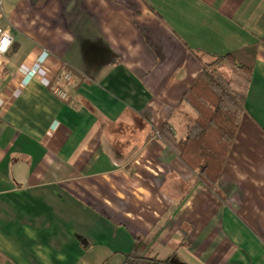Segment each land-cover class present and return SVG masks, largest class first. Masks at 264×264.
Listing matches in <instances>:
<instances>
[{
  "label": "crops",
  "instance_id": "0c3cea01",
  "mask_svg": "<svg viewBox=\"0 0 264 264\" xmlns=\"http://www.w3.org/2000/svg\"><path fill=\"white\" fill-rule=\"evenodd\" d=\"M0 26L17 47L0 59V264H123L135 243L163 261L264 264V0H2ZM257 40L221 199L155 128L184 140L205 63Z\"/></svg>",
  "mask_w": 264,
  "mask_h": 264
},
{
  "label": "trees",
  "instance_id": "16d2710c",
  "mask_svg": "<svg viewBox=\"0 0 264 264\" xmlns=\"http://www.w3.org/2000/svg\"><path fill=\"white\" fill-rule=\"evenodd\" d=\"M16 51L13 46L11 54ZM258 51L257 40L205 63L184 96L185 104L196 115L186 138L178 141L168 124L159 130V138L196 172L198 181L221 199L219 183L242 124L245 93L254 74ZM224 69L231 73V78L226 77ZM141 246L135 243L133 250L124 256L123 264H190L146 257Z\"/></svg>",
  "mask_w": 264,
  "mask_h": 264
},
{
  "label": "built area",
  "instance_id": "2783aa9c",
  "mask_svg": "<svg viewBox=\"0 0 264 264\" xmlns=\"http://www.w3.org/2000/svg\"><path fill=\"white\" fill-rule=\"evenodd\" d=\"M1 3H2V0H0V6H1ZM5 36H7L8 44L6 46L5 51L0 53V59L10 52L13 46V41H14L9 30L0 26V40L4 39ZM50 57H51V54L48 51H42L41 54L36 57L30 71L24 78V84H28L34 77L37 76L39 70L46 64V62L50 59ZM73 81H74V77L70 72L58 70L55 76V82H54V88H53L55 95H57L61 99H67L68 93L62 88L61 84L73 83ZM57 127L58 126L56 125L55 127L48 130L46 135L51 137L54 134L55 129H57ZM160 128L161 127H158V125H156L155 136L157 138L160 137L159 135Z\"/></svg>",
  "mask_w": 264,
  "mask_h": 264
},
{
  "label": "clouds",
  "instance_id": "9594fccd",
  "mask_svg": "<svg viewBox=\"0 0 264 264\" xmlns=\"http://www.w3.org/2000/svg\"><path fill=\"white\" fill-rule=\"evenodd\" d=\"M7 44H8V39L7 36H5L4 39L0 40V53L5 51Z\"/></svg>",
  "mask_w": 264,
  "mask_h": 264
}]
</instances>
